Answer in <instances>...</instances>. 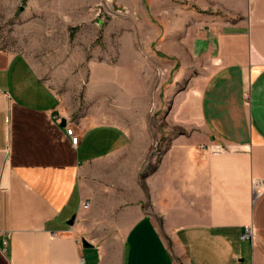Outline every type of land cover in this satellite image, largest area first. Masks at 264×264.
<instances>
[{
    "label": "crops",
    "instance_id": "0c3cea01",
    "mask_svg": "<svg viewBox=\"0 0 264 264\" xmlns=\"http://www.w3.org/2000/svg\"><path fill=\"white\" fill-rule=\"evenodd\" d=\"M196 1L205 11L186 23L169 0H140L156 26L142 64L130 54L137 81L110 59L78 69L82 112L59 69L0 46V264H264V0ZM156 69L173 73L157 96ZM118 88L130 118L154 99L171 123L150 169L148 130L111 122L95 99ZM213 143L226 149L200 147Z\"/></svg>",
    "mask_w": 264,
    "mask_h": 264
},
{
    "label": "rangeland",
    "instance_id": "374dc122",
    "mask_svg": "<svg viewBox=\"0 0 264 264\" xmlns=\"http://www.w3.org/2000/svg\"><path fill=\"white\" fill-rule=\"evenodd\" d=\"M169 1L176 6L170 10H177L180 19L186 23L190 7L198 14L205 11L196 0ZM139 4L140 0H0V46L26 53L44 75L59 69L65 85L73 94L70 100H73L76 111L82 112L88 109L91 101L85 98L87 89L82 87V80L77 79L78 69L93 61L105 63L110 59L121 78L122 73H131L127 71L131 69V60H134L130 54H137L134 62L142 64L149 53L142 37L153 31L156 18L148 25ZM181 29L188 31L187 25ZM157 42L154 40L153 49ZM164 76L162 71L155 70V96L160 92V80L170 82L173 73L169 77ZM121 80L136 82L137 75H125ZM126 92L127 89L118 88L116 92L104 93L95 99L106 116L114 117H110L111 122H120L136 130L142 127L148 130L151 153L144 169H150L170 142L171 123L161 120V110H158L154 99L148 106L147 115L136 110L131 113L134 117L130 118ZM161 129L167 132L163 136L160 135ZM111 250L117 253L121 249L115 247Z\"/></svg>",
    "mask_w": 264,
    "mask_h": 264
},
{
    "label": "built area",
    "instance_id": "2783aa9c",
    "mask_svg": "<svg viewBox=\"0 0 264 264\" xmlns=\"http://www.w3.org/2000/svg\"><path fill=\"white\" fill-rule=\"evenodd\" d=\"M69 135L71 136V139H72V142L74 144H78L79 141H80V137L79 135L75 132V129L73 126L69 125L68 126V129H67ZM200 147L202 149H206L210 152H221V151H224L226 148L219 144V143H213V144H201ZM261 190V181L257 180V181H254V192L257 193ZM83 206L84 207H88L89 204H90V201L86 200V201H83ZM255 230H254V226L252 223L250 224H247L245 225V230L242 234V237L243 238H250L252 240L255 239ZM4 245H6L7 241L4 240Z\"/></svg>",
    "mask_w": 264,
    "mask_h": 264
},
{
    "label": "water",
    "instance_id": "95a60500",
    "mask_svg": "<svg viewBox=\"0 0 264 264\" xmlns=\"http://www.w3.org/2000/svg\"><path fill=\"white\" fill-rule=\"evenodd\" d=\"M83 245L85 247L91 246V244L86 239H83Z\"/></svg>",
    "mask_w": 264,
    "mask_h": 264
}]
</instances>
